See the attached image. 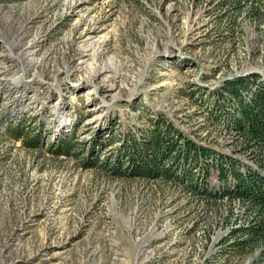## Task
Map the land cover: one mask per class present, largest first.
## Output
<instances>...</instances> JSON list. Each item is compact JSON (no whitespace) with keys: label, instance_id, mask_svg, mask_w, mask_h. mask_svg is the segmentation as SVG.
Returning a JSON list of instances; mask_svg holds the SVG:
<instances>
[{"label":"rangeland","instance_id":"1","mask_svg":"<svg viewBox=\"0 0 264 264\" xmlns=\"http://www.w3.org/2000/svg\"><path fill=\"white\" fill-rule=\"evenodd\" d=\"M257 2L0 0V264H264V231L231 240L254 205L101 166L160 112L232 151L213 91L264 79Z\"/></svg>","mask_w":264,"mask_h":264},{"label":"trees","instance_id":"2","mask_svg":"<svg viewBox=\"0 0 264 264\" xmlns=\"http://www.w3.org/2000/svg\"><path fill=\"white\" fill-rule=\"evenodd\" d=\"M250 1L256 4L259 0ZM244 2L231 0L232 8L238 12ZM223 81L213 92L216 107L225 118L222 128L232 134L231 152L222 153L199 143L160 112L138 133H123L101 166L111 177L164 179L186 185L193 193L226 195L230 200L254 205L257 221L231 229L232 242L242 245L248 237L264 231V79L257 72ZM14 134L21 136L19 131ZM37 141L35 137L30 143L35 146ZM48 146L57 156L70 153L66 141L57 139ZM212 171L218 186L208 190L204 185ZM240 233L246 234L244 239L237 237Z\"/></svg>","mask_w":264,"mask_h":264}]
</instances>
